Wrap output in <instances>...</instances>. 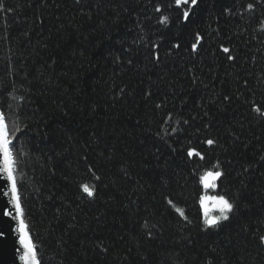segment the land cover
<instances>
[{
    "label": "trees",
    "instance_id": "1",
    "mask_svg": "<svg viewBox=\"0 0 264 264\" xmlns=\"http://www.w3.org/2000/svg\"><path fill=\"white\" fill-rule=\"evenodd\" d=\"M254 108L264 0H0V114L39 264H264ZM217 164L205 191L198 176ZM218 193L237 210L204 230L199 196Z\"/></svg>",
    "mask_w": 264,
    "mask_h": 264
},
{
    "label": "snow or ice",
    "instance_id": "2",
    "mask_svg": "<svg viewBox=\"0 0 264 264\" xmlns=\"http://www.w3.org/2000/svg\"><path fill=\"white\" fill-rule=\"evenodd\" d=\"M176 6L179 7L181 4L190 5L192 7L198 5V0H175ZM253 4H248V9H253ZM156 11H161L160 7L156 8ZM184 20L187 22L189 19V12L187 10L184 11ZM161 23H167L168 17L163 16L160 20ZM202 36L197 33L196 34V43L192 44V51L196 52L198 45L202 41ZM173 47L179 48L180 45L174 44ZM224 53L228 54L230 53V49L227 47H222L221 49ZM229 61L233 60L234 57L230 54L226 57ZM155 59L159 61L160 57L157 54ZM225 100H229L230 98L228 96L224 97ZM157 107H160V105H157ZM253 111L260 112L261 115H264V112H261L259 108H254ZM187 123V121H185ZM173 132L176 131V129H172ZM14 135V133H13ZM9 128L8 125L5 122L4 116L0 114V170H2L3 173L6 174V181L10 188L11 192V203L15 207V219L19 223L18 231L20 232V244L24 248V254L21 257L25 261V264H39L37 259V253L36 248L31 239L29 238V235L26 231L27 225L24 222L23 216H24V209L21 206L20 202V196L18 195V187H17V181L14 175L13 168L15 166V160L13 158L12 151L10 149V145L12 144V141L9 138ZM204 143L208 145L209 147H212L216 144V141L213 139H207ZM199 159V161L205 160V155L198 151L196 148L189 147L186 151V158L187 161L190 163H196L195 158ZM199 167V165H197ZM219 165H213L212 169H206L202 174L198 176V181L200 187L207 191L208 189H217L218 188V181L221 180V178L224 176V173L220 170H218ZM91 170V169H90ZM193 175H196V171H193ZM99 179V177H97ZM81 191L87 195L89 198H93L95 195V191L93 187H89L88 185H81ZM3 195L7 196L9 195L8 192H4ZM211 202L213 205V210L217 211L218 215H210V209L207 206L208 203ZM168 203L171 205L173 204L172 200L169 199ZM198 204L201 209L202 214V223H203V229H217L221 222L223 221H229L231 219V215L235 213L237 210V205L235 202L231 201L226 194H217L213 196H205L204 194H200ZM180 216L187 221V217L185 216L184 212L180 209H177ZM0 214L3 216H9L11 215L6 208H0ZM0 234H3V230L0 229ZM149 236L151 234L149 233ZM260 243L264 244V236L260 237ZM106 251V249H104ZM208 264H211V260H209Z\"/></svg>",
    "mask_w": 264,
    "mask_h": 264
},
{
    "label": "water",
    "instance_id": "3",
    "mask_svg": "<svg viewBox=\"0 0 264 264\" xmlns=\"http://www.w3.org/2000/svg\"><path fill=\"white\" fill-rule=\"evenodd\" d=\"M208 189L207 191H209ZM8 192L9 195H3ZM0 208H6L11 214L3 216L0 214V264H25L21 259L24 254V248L20 244L19 223L15 217V207L11 203V192L6 181V174L0 170Z\"/></svg>",
    "mask_w": 264,
    "mask_h": 264
},
{
    "label": "rangeland",
    "instance_id": "4",
    "mask_svg": "<svg viewBox=\"0 0 264 264\" xmlns=\"http://www.w3.org/2000/svg\"><path fill=\"white\" fill-rule=\"evenodd\" d=\"M10 135L12 136L13 132H10ZM205 196H209L210 197V196H213V194H205ZM207 206L210 209V215H212V214L218 215L219 214L217 211L213 210V205L211 204V202H209Z\"/></svg>",
    "mask_w": 264,
    "mask_h": 264
},
{
    "label": "bare ground",
    "instance_id": "5",
    "mask_svg": "<svg viewBox=\"0 0 264 264\" xmlns=\"http://www.w3.org/2000/svg\"><path fill=\"white\" fill-rule=\"evenodd\" d=\"M211 190V189H210ZM213 216H215V214H212Z\"/></svg>",
    "mask_w": 264,
    "mask_h": 264
}]
</instances>
